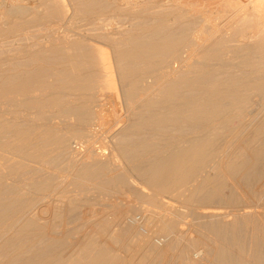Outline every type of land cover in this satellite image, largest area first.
Masks as SVG:
<instances>
[{
    "label": "bare ground",
    "instance_id": "1",
    "mask_svg": "<svg viewBox=\"0 0 264 264\" xmlns=\"http://www.w3.org/2000/svg\"><path fill=\"white\" fill-rule=\"evenodd\" d=\"M66 1H69L70 2V5L69 6H71L72 8L71 7L68 8V5H66ZM104 1L106 3L107 2L108 3L110 2V4L104 5V3H105ZM96 2H98V3L100 2L101 4L98 5V3L96 4ZM70 10L72 11V15H73L74 18H77V17H83V18L85 17V18H87L86 21H88L89 23H91V26L93 24V27L92 28H94V26H96L95 24L99 20L102 21V18L103 17L110 16V15H113V17H117L116 15H119V14L122 15V14H125V13L126 14H128V13H131V14L132 13L133 14L136 13V14H134L136 16L137 15V12L136 11H138L139 12V16H137L136 18H138V20L139 19H141V20H139V22L136 23L138 25L134 24L136 27L133 28V26H131L133 28V30L131 29V27H129L130 28L129 30H128L127 26L124 27V30L126 32L128 31V34L126 35V33L125 34L123 33L125 37L123 36L122 39H120L119 37H115L117 35H115V36L113 35L115 37L114 38L112 36L113 30L111 32L112 33L111 34V37H110V32L109 31H108L109 34L107 32H105L106 30L104 31L105 33L102 31V33L105 34V37L106 36H109L111 39H112V37L115 39V41H114V39H113V41H109L110 39L108 37H106L107 39H105L106 41L109 39L106 43L108 44V42H111V43H109V45L111 44L113 46V48L116 49L115 50V56L113 57V59L115 61L113 66H112L113 62L111 61L108 52H106L105 50H103V48L98 47V46H100L98 44H97L98 46H96V47H95V45L93 47H91L92 49L89 48V46H88V48H89L88 49L87 46H86L87 51L81 52L82 51V47H80L81 45H79V41H73L72 38H71V41H70L69 40V37L66 34H64V36L63 35L62 36H59V38H57L58 37L57 36L56 39H55V37H53L54 38L53 41H52L53 43H51V44H53L54 46H59V47H61V49H63V48H65V49H72V50L75 49L73 51V53H72L71 50H70L71 52L70 51L68 52V51H65L64 50L65 52H67L66 54L70 53L69 54L70 56L68 57V59L70 61L67 59V56L68 55H65L66 57H64L66 63H67V60H68V62H70L71 64H73V68H74L73 69L70 66L69 72H71L70 69H73V71L79 70V68L81 67V65L84 64V70H86V71L88 70V72L90 71L89 74L87 73L88 76L85 77V73L86 72L84 73V75H80V73H81L80 70L82 68H80V70L78 71V73L71 72V74H69V72L67 73V70H66L67 67H66V68H63V69L66 70L65 73H64L65 70L61 69V70H63V72L61 71V73H64L63 75H65L66 73L69 74V75H72V73H73L75 75V73H76V75H80V76L77 77V79L79 77L81 79V76H83L82 77V80L83 81L80 82L78 80V81H75L76 83L75 82L73 83V81H72L71 84L69 83L70 84L69 86H65L62 82H61V84H63L64 86H61L59 84V82H58L59 85L56 84V86H54L55 83H57L56 81L53 82L54 84H51L49 82L50 85H48V86H50V87H51V85L54 86V87H58L59 86V93H60L59 95L62 94V95H64V97L69 96V97H71V101L70 100L66 101V99H65L66 102L63 103V99L64 98H61L62 100L61 99H59V100H61L62 103H60V101H58L60 103V104H58V102L55 101L57 99L56 98L54 99V96L53 97H50L49 96L50 98L54 99V102H52V100H49L50 98H48V97L47 98L44 97V98H46V99H44V100H46L45 102L43 100L44 103L43 102L42 103L36 102V101H34L35 100V95H33V94H35L37 92L36 91L37 90L36 89L37 88L36 87L37 84H36L35 87H33V89H32V87H29L28 85L27 86L24 85L23 88L19 87L21 89L18 88V90L16 91V94L14 95L15 97H10L11 94L10 95L8 94L9 95V97H7L8 99L6 98L7 95L0 96L2 98L5 97L3 102H6V105L7 106L11 107L10 106V104H11L15 108H17V107H19V108L23 107V109L24 110L26 109L25 111L27 112V109L30 111L33 108L34 109L32 111H34L35 108H38V105L40 104V105H43L44 107H46L48 109L55 110V112H53L51 114L47 113V114H49V117L47 118L48 120L45 119V120H47V122H45L44 120H41L42 119L41 117H42L43 112H42V114H40V112L38 113V111L40 109L42 111V108H44V107H42L39 110H37L36 113H37V115H39V114L41 115V117H39V119L42 122L48 124V123H52L53 122V119H56V120L59 119V121L63 124L65 122L72 121V119L74 120L75 118H79L80 120L82 119L80 121V126L82 128H84L86 131H88V132L90 131V133H93V135H94V133L96 134L97 132H99V130L102 129L100 127V125H102L101 123L103 122V120L106 121L105 119H107L106 118V114H108V113L104 112V109H103L104 102L102 104H100V103L102 101H104V99L106 100V98H105V96H106L105 91L106 90H109L110 91V89H111V91L114 90L112 92H114L117 97L114 96L113 93H111V94H113V96L115 98H117L116 100H118V101H120L119 100L120 97H121L120 94L122 93V96L125 99V102L127 104L125 102H123V103H125L128 106L127 107L126 105H123V103L122 104L120 103L121 105H123L122 106L123 108H124V106H126L127 108H129V106H130L129 109H133L136 112L138 111V113H136L134 111L133 112H130L131 114L132 113L133 114L134 113L135 114H138V116L140 118L143 116L142 117L143 118L142 121H141V119L139 117L136 116L137 118H136L135 121H137L138 123L133 122V123H136V127H135V130L136 131L143 130V131H141V134H142V132H144V129H141L143 127L144 128L145 127L146 128L147 127H150V128L155 127L152 130H154V129L156 130L157 128L159 130V126L162 128L165 125H169V127H170V125L171 126H174L175 124L176 125L184 124L185 121H186L185 122V124H186V123H189L190 120L192 122V120H194V119H196L198 121L199 120L202 121V123H204L203 124V127H199V129L201 128V130L199 132L196 130L198 133L195 134V135L192 133L193 135H191V136H188L187 135L186 137L183 136L181 138H176L177 137L176 136L175 137V140L174 139L171 140L172 139L171 135L169 136V138H171L170 140H165L164 139L165 136H161V137H163L161 139L162 140L163 139L165 140V141L163 140V142H162V140L161 141L158 140L159 142L156 140L157 141L156 142L153 139V137H152V140L150 139L151 137L150 138L147 137V139L144 137L146 139V141L142 140L141 141L142 143L141 142L140 143H137V144H135V145L127 148L126 150L124 149V147H127V146L126 145L124 147L122 146V148H123L122 149L123 151L121 152L122 153V157H125L128 160L131 159L132 157H134L135 160H133V159L130 160V161L134 162V165H136V160H137L136 157L137 158H140V161L143 160L142 161L143 164H142V162H141V164H139L137 162L138 168H136L137 167V165H136V167H135L136 170H135V168H132V169H133V171L138 172L140 174V176L142 177V179L144 178L146 180V183L143 180L142 181L148 186L149 189L152 190V194H150L149 195V198H147V199H149L152 204H155V203L158 204V202H160L163 207L164 206L165 207L166 206H170L169 205V203H170L169 201L170 200L169 201H167V199L164 200L167 195H172V198L173 199L176 198L175 195L176 196L178 195L177 196L178 197L177 200H178L179 197H180L179 195H182L181 193H183L182 191H186L187 192V190H188V193L189 194L187 195L185 193L186 195L185 196H182V197H184L183 198V200H184L183 202L185 204H187V205H190L191 207H192L193 203H195V202L201 203L203 205V204L212 203V201H214L215 199H217L220 196V193H221V187H220L221 185L220 186L219 185L217 186V183H216V185H214L216 187H214L212 185V179L210 178L211 177L210 175H208L210 177H208L207 175L206 176L205 175L202 176L203 175L202 172L208 167V164L210 162L219 160V161L213 162L214 166L217 165L218 167L217 166L216 167L219 168V170H221L220 171L221 173L224 172L228 176H233L236 173L247 172V171H250V170L254 169V166L257 163H260L261 161L264 160V143H262L263 145H261L260 147L259 146L258 147L255 146L254 147L255 141L257 142L256 139H259L258 136L260 134H263V136H264V133H262L264 131V125L257 127V129H255L256 128L255 127L254 128L255 130H252L251 129L254 132H252L253 134H250V133L249 134L250 135H253V136L248 135L250 137L249 138L246 137V139L248 138L247 140L244 139V140H246V147L242 149L239 146V148L241 149L240 150L241 152H238V153H235V154H231L230 151H229L230 149L227 150V148H229L230 145L229 146L227 145L226 148L224 147L225 148L224 150L218 149L219 148L218 145L220 146L223 143V141H224L223 139H225L224 138L225 135L230 140V142H229V140L226 138L227 139V142H229L230 144H232V143L234 144L237 141L236 139L240 138L241 136L244 137L243 134H246V130L249 131L250 128H253L254 127L253 126L254 124L252 125V122L253 121H251L252 118H250V116H249L250 113L249 114L247 113L250 108L253 109V106L250 107V103L251 102L250 103L249 102H244L245 100H242V99H245L246 98V99H249L248 101H250V97L249 96L253 95V94H250L252 91L256 92L257 95L256 94L255 95L257 97L260 96V99H264V0H0V35H2L4 33V30L6 29L5 26H7L8 29L10 28L12 30V31L10 30V32L13 33L14 30H16V29L19 30V28L21 26H23V25H30V24H34V23H37L38 24V23L44 22V21H46L48 19L49 20H51V19L54 20V18L55 19L56 18L57 19L60 18V19L57 20V22H59V20H60V23L59 24L57 23L59 25V27L58 26H56V27H58L59 29H62L64 26H68V24H66V23L63 24V21H70L69 20L70 17H69V19L67 18L70 15V13H71ZM134 15H133V17H134ZM72 21H74V20L72 19ZM95 21H96V23H95ZM100 21L98 22V24L100 23ZM88 22H87V24H89ZM42 26L44 27V25H42ZM71 27H72V25H71ZM79 27H80V25H79ZM79 27H78V29H79ZM40 28H41V26H40ZM51 28H55V25H54V27H51ZM96 28H98V27H96ZM102 28L104 29V27H102ZM125 28H127V30ZM99 29H100V27H99ZM120 29L121 28H119L118 30L119 31H123V29L122 30H120ZM37 30L38 29H36L35 31L38 32ZM45 30H47V29L44 28V31ZM65 30L68 31L67 29H65ZM85 30H84V33H86V35H87L88 32H85ZM89 30H87V31H89ZM96 30H98V29H96ZM130 30H132V31H130ZM91 31H94V30L91 29ZM98 31L100 32L101 29L98 30ZM80 32H82V31H80ZM95 32L97 33V31H95ZM5 33H7V31ZM25 33H29V32L27 31ZM64 33H67V32L64 31ZM92 33L93 32H91V34ZM120 33H122V32H120ZM135 33H137V34H135ZM88 34L91 35L90 33H88ZM11 35H15V33L14 34H11ZM19 35H20V33H19ZM99 35L101 37V32L99 33ZM99 35L97 37L98 39H99ZM8 36H9V34H8ZM33 36H34V34H33ZM94 36H92V37H94ZM96 36H97V34H96ZM85 37H87V36H85ZM45 38H46V35H45ZM117 38H119L120 40L116 41ZM81 39H82V36H81ZM95 39H96V37H95ZM101 39H102V42H103V38H101ZM50 41H49V43H50ZM82 42H83V40H82ZM89 42H90V40H89ZM88 43H86V44H88ZM16 44H17V42H16ZM42 45H43V43H42ZM47 45H49V44H47ZM47 48L48 47H46L45 50H47ZM52 48H54V50H55V47H52ZM76 48L77 49L78 48L79 49L81 48L80 49V52L81 53H85L83 55L81 54L82 55L81 56L82 58H80V55L78 53V50H76ZM50 49L51 48H49V50ZM52 50L53 49H51V51ZM57 51L59 52L60 50H57ZM64 51H62V52H64ZM75 51H77L76 52L77 54L75 53ZM30 52H31V49H30ZM62 52H60V53H62ZM28 53H29V51H28ZM41 54L44 55L43 52ZM34 55H36V54H34ZM46 55H47V53H46ZM63 56H64V54H63ZM63 56H61V57L63 58ZM51 57H49V58L51 59ZM6 58H5V60H6ZM21 58H22V55H21ZM36 59H39V57L35 58V60ZM54 59H55V57L52 59V61ZM57 59H61V58H57ZM78 59H81V61L86 60L87 62L86 63H83V62H85V61H83L82 64L80 65L79 63L81 61L78 62V63L76 62V61H78ZM17 60H15V61H17ZM15 61H13V62H15ZM20 61H21V59H20ZM43 61H45V60H43ZM62 61L63 60H61V62ZM1 63H2V61H1ZM66 63L65 64L63 63V65H66ZM25 64H26V62H25ZM123 64H125L124 67H122ZM137 64L138 65L141 64V65L138 66ZM17 65H19V64L16 63V67H17ZM20 65L22 66L23 64H20ZM115 65L117 66V70H118V67H119L118 65H120V67H119L120 70H118L120 72H118V71L116 72V70H115V72H116L115 73L113 71V68H114ZM31 66H32V63H31ZM67 66L69 67V63H68ZM136 66H137V68L138 67L139 68L137 69ZM12 67H15V66H12ZM18 67H20V66H18ZM85 67L87 69H85ZM48 68L50 69V67H48ZM233 68H239V70L242 69V68H244L246 71H248V72H246L244 74V75L247 76V78L244 79V80H248V79H250L251 81L254 80V82H252L251 85L248 86V84H247V86H248L247 89H248L250 95L249 94L248 95L246 94L247 97H245V98H243L245 96L244 95V92H243V97H242V96H239V95H242V92L240 93V90H237V91L235 90L234 91L233 90L234 88L233 89L231 88L234 85V83H233L232 86H230V84H229V86H230L229 89H231V92L230 91L229 92L231 93V95H228L229 92H226L225 91V88L226 87H224V89L222 88L226 83H228V82H224V81H229V82L230 81H234L235 82L236 79L240 78L238 76H241V74L238 75V73L232 72V69ZM42 70H44V69H42ZM57 70L58 69H56V71H55V68H54V71L52 70V73L54 72V74H53L54 75L53 76L54 78H55V73H58L59 72V71L57 72ZM24 71L26 72L25 69H24ZM81 71L83 72V70H81ZM14 72L16 74V71H14ZM14 72H13V74H14ZM27 72H29V71H27ZM45 72H46V69H45ZM117 73H120L119 74V76H120V80L119 81H121L122 84H123L122 85V88H121L122 89V92L120 94L116 90L117 89L116 87H117V85L119 83L117 82L118 83L117 84L116 81H115V78H114V75L117 74ZM26 74H25V76H26ZM51 74L49 75V73H48L46 75L48 77V75L51 76ZM20 75H22V77H23V78L22 77L20 78L21 81L23 79H25L24 78L25 76H23V74H20ZM39 75H40V73H39ZM69 75L67 77L64 76V78L70 79L69 78ZM244 75H242V76L244 77ZM8 76H10V75H8ZM56 76H57V74H56ZM242 76H241V78H242ZM17 77H18V75H17ZM17 77H15L14 80H13V77H12V79L10 77H8L9 80L6 79V77H5L4 79H6V81L7 82L9 81V82L8 83L5 82V81L4 82L7 85H9V84H11L10 82L12 80L14 82H15V80H18V79H16ZM51 77H49V78L51 79ZM59 77H60V80L63 78V77L61 78V76H59V75L56 78L59 79ZM70 77H72V76H70ZM30 78H31V76L30 77H27L28 80ZM40 78H43V77L41 76ZM54 78H52L53 81L56 79V78L55 79ZM1 79H2V77H1ZM27 79L25 80V83H26ZM50 79H46V80H43V81H45V82L48 81V80L50 81ZM71 79L70 80H67V81L69 82V81H71ZM19 80H18V82H19ZM75 80H76V77H75ZM30 81L32 82L33 79L32 80L30 79ZM61 81L64 82L63 79ZM211 81H214V82H217V81L222 82L223 81L225 84L223 83L224 85L221 86V88L225 92H223V90L221 91V89H220V85L221 84L220 85H217V83H219V82L214 83L217 86V87H214L215 85L212 84ZM240 81L241 80H238V82H240ZM22 82H24V81H22ZM51 82H52V80H51ZM77 82H79V83H77ZM209 82H211L212 85L210 84V86H207ZM235 83H237V81ZM244 83L245 82H243V84ZM27 84H28V81H27ZM34 84L35 83H33V84L31 83L32 86ZM46 84H48V82ZM249 84H250V82H249ZM11 85H14V83L11 84ZM21 85H23V84L21 83ZM242 85H241V87H242ZM3 86H6V85L4 84ZM17 86H19V85H17ZM236 86H238V85H236ZM247 86H244V88L247 87ZM50 87H49V89H50ZM54 87L53 88L51 87L52 88V91L53 90L56 91V89H54ZM228 87L226 88L227 90H228ZM9 88H10V86H9ZM11 88H13V86H11ZM34 88H35V90H34ZM41 89H42V86H41V88H39V91ZM241 90H243V89H241ZM189 91H192V92H190L191 93L190 94L191 97L187 96V93H189ZM193 91H195L196 94L198 92V97L197 96H192L193 94H195V93H193ZM233 91L236 94L235 93H232ZM238 91H239L240 94L237 93ZM38 92H37V94H38ZM42 92L45 93L44 90ZM51 93H53V92H51ZM225 93H227V94H225ZM45 94H47V93H45ZM59 95H57V96L59 97ZM42 96H43V94H42ZM42 96L40 98L43 99ZM51 96H52V94H51ZM2 98H1V101H2ZM230 98H231V100L233 99V101H234V98H235L236 99V101H234L235 103L233 101H231ZM124 99H122V100H124ZM224 99H227V100L229 99L232 103H234V104H232V107H229L230 110L225 105H223V103H220ZM251 99H252V97H251ZM37 100H38V98H37ZM223 102L225 103L226 100H224ZM243 102L245 103V105H246V103H248L249 105L247 104V106H249L250 108L248 107V109H247L246 108L247 106H245ZM3 104H5V103H3ZM117 104L115 103V106ZM243 105L245 106L244 108H242ZM118 107H120V106H118ZM224 107H226V109ZM0 108H1V106H0ZM15 108L11 107L9 109H15ZM46 108H44V109H46ZM127 108H126V110H128ZM21 109H20L21 112H18V110H14L16 112V115L19 117L18 120L21 119L20 118V116H21L20 113H22L24 111V110L22 111ZM244 109H247V111L244 110ZM7 110H5V112H7ZM114 110H115V108H114ZM10 111H12V110H10ZM111 111H113V110H111ZM249 111L251 112V110H249ZM26 112H24V113L26 114ZM44 112H47V110H45ZM103 112H104V114H103ZM128 112H129V110H128ZM253 112H254V110H253ZM36 113L35 112L34 113L32 112V113H30V115L33 114V116H34V114H36ZM139 113H141V114L139 115ZM12 114H13V112H12ZM12 114H10V115L12 116ZM14 114H13V116H15ZM89 114L90 115L91 114L92 115L95 114V117L97 115V119H95V118L92 117V120H90L89 119L90 117H88ZM7 115H9V114H7ZM27 115H29V113ZM110 115L111 114H109V116ZM112 115H111V117H112ZM115 115L117 116V114H115ZM115 115H113V116H115ZM119 115H120V113L118 114V118H121V117H119ZM134 115H132V116H134ZM246 115L249 116L250 119L248 117H247V119H249V122L251 121L250 123H251L252 127H250L249 123L246 122V119L244 120V118H242L245 122L241 119V117H243V116L246 118ZM17 116L15 117L16 119L18 118ZM252 116H253V114H252ZM29 117H31V116H29ZM34 117L36 118L37 116L35 115ZM15 118L13 117L12 121ZM24 119H25V117H24ZM30 119L28 118V120H30ZM94 119L97 120L95 123L92 122ZM116 119H117V117H116ZM138 119H140V120L138 121ZM240 119L242 120V122H241ZM15 120H14V122H15ZM26 120H27V116H26ZM6 121H8V120H6ZM27 121H25V123ZM110 121H112V120L110 119ZM14 122H12V123H14ZM57 122L58 121H56L55 123H57ZM243 122H244V124L245 123L248 124L250 128L249 127H246L248 125L245 124L246 125L245 127L246 128H249V129H246L244 127ZM31 123H33V122H31ZM106 123H108V122L106 121ZM116 123L119 124L120 122H116ZM5 124H6V122H5ZM109 124L108 125L107 124H104V126L102 125V127L105 128L107 126H110ZM200 124H201V122H200ZM9 125H11V123H9ZM9 125H8V127H10ZM17 125L15 124L16 127H17ZM23 125L25 126V124H22V126ZM43 125L41 124V127ZM56 125L57 124H55L54 126L55 127H58ZM2 126L3 125H1V123H0V130L3 129ZM22 126H21V130H22ZM48 126H49V124L46 125L45 127L43 126V130H44V128H46L45 130H48V131H45L44 130L45 131V134H46V132L48 133L50 131L48 129L49 128ZM51 126L53 127V125H51ZM137 126L138 127L140 126L141 128L139 127V129H137ZM193 126L195 127V125H193ZM12 127H14V126H12ZM31 127L32 128H30L29 130H32L33 128H35V123H34V127L33 126H31ZM38 127H40V125ZM38 127H36V130H33V132L34 131H36V133L38 132V135L40 133L43 134V131L42 130H41L42 132H39V130H40L41 127L40 128H38ZM129 127H130V125H129ZM183 127H184V125H183ZM37 128H38V131H37ZM74 128H77V126L74 127ZM74 128H73V130H74ZM161 128H160V130H161ZM191 128H192V126H191ZM50 129H51V127H50ZM118 129H120V128H118ZM168 129H170V128H168ZM171 129H172V127H171ZM197 129H198V127H197ZM21 130H18V128H17L16 132L18 131V133H15L14 132L15 135H13V136L16 137V138L13 139V140H15V141L12 142V140H11L12 136H11L10 137L11 142L8 139L7 141H9V142L8 143L7 142L6 143L3 142L4 143V147L2 146L3 148H1V147L0 148L1 149H4L5 148L6 150H3V151H6V153H8V154L10 153L11 156L13 154L14 155L17 154L16 156H18L20 154L28 162H30L29 160L32 161V159H37L38 160L39 158H40L39 160L41 162V157L43 156V153L39 154V152H45V151H42L41 150V148L43 147L42 146L43 143L42 144L41 143L40 144L38 143V142H41V139L38 140V141H36L38 143V145L35 144L32 147V148H34L37 145V147L38 146L39 147H38V149H36L37 147H35V149L36 150H41V151H39V152L37 151L38 153L37 152H35V153L34 152H31V150H30L31 149V144H32L33 139H35V138H33V137L31 138L29 136L30 133H28V135H25L23 133H19V131H21ZM55 130H56V128H55ZM165 130H167V129H165ZM182 130H183V128H182ZM182 130H180V131H182ZM12 131L10 132L11 134L13 133ZM25 131H26V129H25ZM28 131H26V132H28ZM130 131H128V134H129ZM167 131H169V130H167ZM174 131H173V133H174ZM22 132H24V131H22ZM26 132H24V133H26ZM147 132L145 131L144 133H147ZM2 133L4 134V131ZM36 133L35 134L34 133L32 134V131H31V134L33 136L34 135L36 136ZM51 133H54V132H49L50 135H51ZM62 133H63V131H62ZM67 133L65 135H67ZM73 133H74V131H73ZM144 133L142 135H144ZM223 133H225V135ZM227 134L229 136H227ZM73 135H75V134H73ZM73 135H70V137H72ZM129 135H132V134H129ZM176 135H178V134H176ZM182 135H184V132L182 133ZM137 136H138V134H137ZM140 136L141 135H139L138 137H140ZM246 136H247V134H246ZM39 137L41 138V135L38 136L35 140L39 139ZM55 137H59V136H57V135L56 136H51V138H53V142L54 141L56 142L57 140L60 139L61 144H65L67 142L69 143V141L63 143L65 141L64 139L66 138V136H64V137L61 136L64 141L61 138L54 139ZM178 137H180V136H178ZM222 137H223V139H222L223 141L221 142L220 139ZM242 137L239 140H241ZM43 138H44V136H43ZM81 138L82 137H80V139ZM89 138H91V137H89ZM107 138H109V137H107ZM158 138H159V136H158ZM75 139H76V137H75ZM105 139H106V137H105ZM148 139L150 141H148ZM66 140H67V138H66ZM81 140L84 141L83 139H81ZM98 140H100V139H98ZM234 140H236V141L233 142ZM71 141H73V140L71 139ZM238 141H237V143H238ZM261 141H263V140H261ZM33 142H35V141H33ZM42 142H44V140ZM49 142H48V144H49ZM55 142H54V144H57L58 143V141L56 143ZM78 142H79V140H78ZM85 142H83V143H85ZM133 142L135 143V141H132V143H130V144H133ZM219 142H221V144ZM86 143L88 144V142H86ZM229 143H227V144H229ZM61 144L58 143L57 144L58 147L55 146L54 148H57L58 149L60 147L59 145H61ZM244 144H245V142H244ZM1 145H3V144L1 143ZM46 145H47V143H46ZM66 145L67 144H65V146ZM96 145H98V144H96ZM224 145H225V143H224ZM45 146H44V150H45ZM99 146H100V144H99ZM243 146H245V145H243ZM91 147H93V146H91ZM91 147H90V149H91ZM46 149H49V148L46 147ZM85 149H87V148H85ZM231 149H232V147H231ZM3 151H2V153H4ZM82 151H83V149H82ZM92 151H94V149ZM48 152L49 151H47V155H48ZM246 153H249V157H247L246 159H244V156H247ZM20 155L18 157H20ZM77 155H79V154H76V156ZM1 156H4V155L2 154ZM16 156H15V159H17ZM103 156L104 155H102V157ZM5 157L6 156L2 157V159L8 160L7 157L6 158ZM44 157H45V155H44ZM72 157H73V155H72ZM84 157H85V154H84ZM89 158H90V155H89ZM13 159L14 158H12V161H13ZM90 160L92 161V159H90ZM73 161H75V160L73 159ZM86 161H88V160H86ZM116 161H119L120 162V160H118V159ZM17 162H18V159H17ZM43 162L44 161L42 159V163ZM81 162H83V161H81ZM20 163H21V160H20ZM84 163L82 165H84ZM96 163H97V161H96ZM108 163H109V161H108ZM1 164H3L2 161H1ZM14 165L15 164H12V165L10 164V169L12 168L11 166L14 167ZM19 165H21V164H19ZM41 165H43V164H41ZM82 165L80 164V166H82ZM85 165H87V164H85ZM94 165L95 164L92 163L91 166L87 165L89 167L85 166V167H87L86 168L87 170L84 168L85 169L84 171L77 169L79 172H77V170H76V173L77 174L76 173H75L76 175L73 174L75 176H73L74 179L72 178V180L75 181V185L77 186V188L80 187V189H82V188L84 189L85 186H86V184H88L89 182L91 183L92 181H96L95 184H94V185H96V183L98 181H100V180H98L99 177L96 178L97 177V174L99 173L100 175H102L101 173H103L104 171H106V168H105L106 166L104 168H102V167H99V165L97 163L95 165V167L98 165L97 168H95V167L92 168ZM107 165H109V168H110V163L107 164ZM17 166H15V167H17ZM211 166L212 165L210 163V167ZM214 166H213V168H214ZM8 167H9V165H8ZM15 167H14V169H16ZM20 167L21 166L17 167V169L19 168L18 169L19 171L21 170ZM90 167L92 169H90ZM210 167H208V168H210ZM217 168H214V169H216L218 171ZM110 169H108V170H110ZM31 170H36V168L35 169H31ZM37 170H38V168H37ZM3 171H5V170H3ZM17 171H16V173L13 171L14 174L12 172H11V174H13L15 176V174L19 173ZM72 171H74V170H72ZM18 175L19 174H17V176ZM114 176H116V179L113 182H111V183H108V181H102L101 180L102 181L101 182V185H103L104 187H100L99 190H101V188H104V189H102L103 190L102 192L105 191L106 193H109L110 192V189L111 190H116V191L124 190L123 188L126 187L127 185H129V183H130L129 181L130 180H129V177L126 174H120V175L114 174ZM11 177H12V175H11ZM20 177H22V176H20ZM51 178H53V177H51ZM99 179H102V176ZM3 180L4 179L1 178L0 179V182L1 181L3 182ZM71 182H73V181H71ZM215 182H216V180H215ZM3 184H2V187L4 186ZM131 184H132V182H131ZM70 185H72V184L69 183V186ZM222 185H223V183H222ZM87 186H89V185H87ZM87 186H86V188H87ZM140 186H138V187H140ZM48 187H51V186H48ZM97 187H99V186H97ZM45 189L46 188H44V190ZM27 190H28V188H27ZM35 190H37V188ZM55 191H56V189H55ZM107 191H109V192H107ZM45 192H46V190H45ZM73 192H75V191H73ZM148 192H146V193H148ZM54 193L52 192L51 194L55 195ZM141 194H142V192H141ZM142 198H143V196H142ZM15 199H17V198L15 197ZM43 199H44V197H43ZM143 199L145 200V198H143ZM17 200H19V197H18ZM179 200H182V199H179ZM68 202L70 203V200ZM74 202L72 201L73 204L77 205L76 204V201H74ZM72 203H71V205H72ZM0 204H1V202H0ZM71 205L68 206L69 208H67V210L70 209V206ZM75 205L74 206L72 205L73 207L71 208V211H69V212H72L75 209ZM78 205L76 207H81V205L80 206H78ZM17 206H18V204H17ZM19 209H21V208H19ZM120 209L117 212L118 213V219L119 220L120 219L122 220V219H124L122 217L124 215H126L127 213L125 214V212H126L125 209L124 210H122L123 208L121 210ZM200 209H201V207H200ZM21 210H23V209H21ZM166 210H168V208ZM26 211L24 212L25 215H26ZM40 211H41V209H40ZM42 211L40 213H42ZM168 211L169 212H167V213L165 212L164 214H162V217H160L161 219H159V217H158L159 214L157 215V213H156L155 215H157V218L162 223L160 226L159 225L158 226L161 227V230L162 231H164L163 233H167V235H170V233H172V235H173V232L175 230H177V223L178 222H177V219H176V217H177L176 215H178V214H176V212H175V214L173 212H170L171 210H168ZM20 212H22V211H20ZM187 212H191V211H187ZM219 212L220 211H218V213ZM9 213H10V211H9ZM53 213H55V212H53ZM67 213H68V211H67ZM117 213H115V214H117ZM154 213L152 212V214H154ZM207 213H211V214H208L207 215L208 217H211V215H214V214H215V216L222 215L221 212H220V215L219 214L217 215V211L216 212H213V213L206 211V214ZM22 214H23V212H22ZM24 214L21 215V213H20V216L19 217H17L18 216L17 215L16 218L14 217V218H12L9 221V219L11 218V216H10L11 214H10L9 215L10 218L8 219L9 222L8 223L6 222L7 224L4 227H2V229H0V231L2 232V233H0V235L2 236V237H0V255L1 256H2V254H4L5 251L6 252L8 251L7 250L8 248H10V247L13 248L14 244L19 239H23L24 238L26 240L27 239L29 240L30 237H39V238H41V236H43L46 233V232L44 233V229L45 228H43V226H42L41 223H38L37 222L38 221L37 219H35L34 217L33 218H29V217L24 218V216H25ZM47 214H48V212H47ZM68 214H70V213H68ZM152 214L151 215H148V217L149 216H152V218L155 219L156 216L154 217V215H152ZM52 215H53L52 216V218H53L55 215L54 214H52ZM58 215H59V213H58ZM182 215H183V213H182ZM27 216H28V213H27ZM159 216H161V215H159ZM61 217H63V216H61ZM152 218H148V219H151L152 220V223H153L154 219H152ZM58 219H61V218L59 217ZM115 219H117V218H115ZM247 220H248V218H247ZM249 220H251V219H249ZM248 221H246V222L249 223ZM115 222H117V221L115 220ZM155 222H157V224L160 223V222L158 223V221H155ZM147 223L149 224L148 221H147ZM1 224H3V223H1ZM45 224H47V223H45ZM119 224L121 225V223H119ZM125 224H127V223H125ZM131 224H129V225H131ZM225 225H226V223H225ZM256 225H255V227H256ZM52 226L50 225V227H52ZM251 226H252V224L250 225V227ZM259 226L261 227V225H259ZM259 226H258V228H259ZM119 227L122 230L121 231L119 230L120 233H117V234H119V237L117 239H119V238L124 239L125 238L124 240H127L126 238H130V239L137 238V235H135V233H132L130 227L127 228V225H126V228L125 229L124 228H121V226H119ZM124 227H125V225H124ZM179 227L182 230L181 226H179ZM211 227H212V224H211ZM216 227L217 228H215V226H214L213 232L217 236V237L215 236V238H217V239L219 238L216 241H218L219 243H221V245L220 244L217 245L216 246V249L213 247L215 251L213 250L212 252H215V254H216V255H214V258H216V260L214 259L213 261H216L217 262V263L215 262L216 264H230L231 263V260H230L231 254H230L229 251L232 250V249H230V250L228 249L229 246L227 247L228 243H226L227 240H225V233L227 231H226V229L225 230L224 229L223 230H219L218 229V225ZM246 227L250 228L249 226H246ZM132 228H133V226H132ZM219 228H221V227H219ZM45 230H47V229H45ZM138 230H140V229H137V233L140 232ZM233 231H232V233H233ZM149 233H146V234H148L147 235L148 237H150ZM256 233L259 234V230ZM4 234H6V235L3 237ZM139 234H141V233H139ZM175 235H176V233H175ZM181 235H183V233ZM177 236H179V234ZM141 238H143V237H141ZM212 238H214V235H213ZM243 238H244V236H243ZM147 239L148 240H140V242H138L137 244H135V242L132 240V242H134V243H132V242H130V243L134 244V246L133 245H130L128 243L131 240H129L128 242L126 241L127 242V245L129 244V249L127 248V250L129 251V250L132 249V251L134 252L133 253V256L135 254L137 255V258L136 259H134L133 256H132L131 259L129 257L128 258H123L124 256L126 257L127 255H124L122 257V254H121V256H119V257H122L121 259L115 258V257H111L110 256V252L108 250H106V248H105L104 252H102L100 250L101 253H102L101 255L93 256L91 254L90 249H88V247H86L85 244L83 245L84 247H82L81 250L78 249V251L80 253H78L77 256L75 254L73 256L74 258L73 257L70 258V259L68 258L67 260L64 259L65 257L63 258L62 255H60V253H59V255H57L56 253H53V251L55 249L53 251L50 250L51 252L48 253V254L53 253L54 255H44L43 254V256H42V255H39V253H38L39 251L36 254V252L34 253V251L32 252L30 250L31 248H29V247L32 246V245L29 242L31 240H29V242H28V240L25 241V242H27V244L25 243L26 246L28 245V243L30 245V246L27 247L28 250H29L28 253H27V250L26 249L23 250V248L22 249L21 248H18V249L21 250V252H18V253H21L22 258L20 257L21 255L17 253V251L14 250V253L15 254L17 253L22 260L23 259H27V257L28 258L30 257V259L32 260L33 259V257H32L33 255H31V254L37 255L36 256V257H38V258H36L37 260L34 257V259L36 260L34 262L35 264H148L150 258L152 259V257H155L156 259H159L160 257L158 258V256L159 255H162L164 251H162V254H160V252H158V249H157V247H158L157 244L158 243L156 244V242L153 239H151V238H147ZM196 239H193V240H196ZM261 239H264V238H261ZM33 240H36V239L34 238ZM41 240H43V237H42ZM172 240H173V238H172ZM173 241H175V240H173ZM220 241H222V242H220ZM241 242H242V240H241ZM87 243L89 244V241H87ZM123 243L125 244V242H123ZM166 243H167V241H166ZM254 243H256V242H254ZM33 244H34V241H33ZM88 244H87V246H88ZM91 244L93 245V247H95V245H97L96 243L94 244V243H91V241H90V245H89L90 248H91ZM240 244H238L239 245V249H240ZM45 245H46V243H45ZM121 245H122V243H121ZM191 245H194V244H191ZM234 245H237V242ZM35 247H36V245H35ZM39 247H40V244H39ZM97 247H98V245H97ZM97 247H95V248H97ZM121 247H123V246H121ZM43 248L44 247H42V249ZM53 248H54V246H53ZM68 248H70V247H68ZM76 248H77V246H76ZM38 249L39 248H37V250ZM45 249H46V247H45ZM47 249H49V248H47ZM124 249H126V248H124ZM169 249H171V247L168 246V250ZM245 249H246V245H245ZM257 249H258V247H257ZM74 250H76V249H74ZM242 250H240V251H242ZM30 251H31V254H30ZM113 251H114V249H113ZM236 251H238V250H236ZM255 251L256 250L254 248V252ZM126 253H128V252H126ZM236 253H238V252H236ZM23 254H26V255H29L30 254V256H26L25 255L26 257H24ZM41 254H42V251H41ZM138 254L140 256H138ZM244 254H246V253L244 252L243 255ZM257 254H258V252H257ZM115 255H116V253H115ZM239 255H241V253ZM256 255L254 257H256ZM258 255H257V257H258ZM117 256H118V254H117ZM163 256L164 255H162L161 259H159L160 261L163 260L162 259ZM236 256L238 257V255H236ZM233 257H235V254H234ZM233 257H231V258H233ZM252 257H253V255H252ZM254 257H253V260L255 259ZM244 258H246V257H244ZM34 259L32 261H34ZM238 259H239V257H238ZM229 260H230V263H229ZM263 260H264V258H263ZM7 261H9V260H7ZM152 261H150V262H152ZM235 261H236V259H235ZM248 261H246V262H248ZM10 262L9 263H4V264H11ZM154 262L155 261H153L152 263L154 264ZM232 262H234V260ZM23 263L28 264V262H23ZM34 263L32 262L31 264H34ZM236 263H238V261ZM259 263H260V261H259ZM247 264H249V262Z\"/></svg>",
    "mask_w": 264,
    "mask_h": 264
},
{
    "label": "rangeland",
    "instance_id": "2",
    "mask_svg": "<svg viewBox=\"0 0 264 264\" xmlns=\"http://www.w3.org/2000/svg\"><path fill=\"white\" fill-rule=\"evenodd\" d=\"M69 1H66V5H68V8H70L71 6H69L70 5V2L68 3ZM105 2V1H104ZM103 2V3H104ZM98 2H96V4H97ZM106 3V2H105ZM104 3V5H107V4H110V2L108 3H106L105 4ZM101 3L99 2L98 3V5H100ZM103 5V4H102ZM101 5V6H102ZM72 8V7H71ZM72 10V9H71ZM70 10V15L67 17L68 19H69V17H70V21H63V24L64 23H66V24H68V26H64L62 29H59L58 27H59V23H60V20H59V22H57V20L58 19H60V18H54V20L53 19H51V20H46V21H44V22H40V23H34V24H30V25H23V26H21L20 28H19V30L18 29H16V30H14L13 31V33L12 32H10V28L8 29L7 28V26H5V30H4V33L2 34V35H0V96H2V95H7L6 96V98L7 97H9V95H10V97H15L14 95L16 94V91L18 90V88L19 87H21V88H23V86L24 85H28L29 87H32V89H33V87H35V85L37 84V92L39 91V88H41V86H42V91L44 90V92L45 93H47V94H45V93H43L41 90L38 92V94H37V92L35 93V94H33V95H35V100L34 101H36V102H40V103H42L43 102V100L44 99H46L47 97L48 98H50V97H53L54 96V99L56 98L57 100H55V101H60V103H62L61 102V98H64L63 99V103L64 102H66V101H68V100H70L71 101V97H69V96H66V97H64V95H59L60 93H59V86L58 87H54V86H56V84H58V82H59V84L61 85V86H69L71 83H72V81H73V83L75 82V81H80V82H82L83 80H82V77L83 76H81V79H80V77L77 79V77L78 76H80V75H84V73H85V77L86 76H88L87 75V73L89 74V72H88V70L86 71V70H84V64L83 65H81L82 64V62L83 61H85V62H83V63H86L87 61L86 60H83V61H81V59H78V61H76L77 63L78 62H80L79 64L81 65V67L80 68H82L81 70H83V72L80 70V68H79V70H80V75H76V73H78V71L79 70H75V71H73V64H71L70 62H68V57L70 56L69 54L70 53H68V54H66L67 52H65V51H72V53H73V51L75 50V49H65V48H63V49H61V47H59V46H54L53 44H51V43H53L52 41H53V37H55V39H56V37L57 38H59V36H64V34H66L68 37H69V40L71 41V38H72V40L73 41H79V45H81L80 47H82V51L81 52H84V51H87V48H88V46H89V48H91V47H93L94 45H95V47L96 46H98V45H100V46H98V47H101V48H103V50H105L106 52H108V54H109V57H110V59H111V61L113 62V64H112V66L114 65V59H113V57L115 56V50L116 49H114L113 48V46L111 45H109V43H111V42H108V44L106 43L109 39V41H113V39L115 38V37H119L120 39H122L123 38V36H124V34L126 33V35L128 34V31L126 32L125 30H124V27H126L127 26V28H128V30L130 29L129 27H131V26H133V28L134 27H136L134 24H136V23H138L139 22V20H141V19H139L138 20V18H136L137 16H139V12L138 11H136L137 12V15L135 16L134 14H136V13H128V14H119V15H116L117 17H113V15H110V16H106V17H103L102 18V21H100V23L98 24V22L96 23V21H95V25L96 26H94V28H92L93 27V24H92V26H91V23H89L88 21H86L87 20V18H83V17H77V18H74L73 17V15H72V11ZM139 10V9H138ZM133 15H134V17L137 19H135L134 17H133ZM115 16V15H114ZM113 17V18H112ZM67 19V20H68ZM72 19L74 20V21H72ZM82 19V20H81ZM53 20V21H52ZM56 21V22H55ZM77 21V22H76ZM52 22V23H51ZM68 22V23H67ZM74 22V23H73ZM87 22L89 23V24H87ZM104 22V23H103ZM48 25H47V24ZM58 23V24H57ZM72 23V24H71ZM57 24V25H56ZM74 24V25H73ZM76 24V25H75ZM140 24V23H139ZM39 25V26H38ZM42 25H44V27L42 26ZM53 25V26H52ZM54 25H55V28H51V27H54ZM70 25V26H69ZM71 25H72V27H71ZM79 25H80V27H79ZM85 27H84V26ZM104 25V26H103ZM136 25H138V24H136ZM40 26H41V28H40ZM56 26H58V27H56ZM38 27V28H37ZM66 27V28H65ZM78 27H79V29H78ZM87 27V28H86ZM96 27H98V28H96ZM99 27H100V29H101V37H100V35H99V31L98 30H100L99 29ZM102 27H104V29L102 28ZM30 30H29V29ZM44 28L45 29H47V30H45L44 31ZM57 28V29H56ZM67 29L68 31H66L65 29ZM73 28V29H72ZM84 28V29H83ZM91 28V29H93L94 31H91V29L89 30V29ZM119 28H121L120 30H122L123 29V31H119L118 29ZM127 28H125L126 30H127ZM133 28L131 27V29L133 30ZM36 29H38L37 31L38 32H36L35 30ZM43 29V30H42ZM82 29V30H81ZM86 29V30H85ZM96 29H98V30H96ZM110 29V30H109ZM54 30V31H53ZM56 30V31H55ZM61 30V31H60ZM72 30V31H71ZM79 30V31H78ZM84 30H85V32H88V33H90L91 34V32H95V31H97V33L95 32L94 34L92 33L91 35H89L88 33H87V35H86V33H84ZM87 30H89V31H87ZM106 30V31H105ZM112 30H113V32H112ZM132 30H130V31H132ZM7 31V33H5ZM12 31V30H11ZM21 31V32H20ZM29 32V33H25V32ZM60 33H59V32ZM64 31L65 32H67V33H64ZM80 31H82V32H80ZM102 31L104 32H107L108 33V31L110 32V37H111V34H112V36L114 35H117V36H113L112 37V39L109 37V36H106V37H108L109 39L106 41L105 39H107L106 37H105V32L104 33H102ZM129 31V32H130ZM35 32V33H34ZM44 32V33H43ZM46 32V33H45ZM48 32V33H47ZM52 32V33H51ZM56 32V33H55ZM99 32V33H98ZM112 32V33H111ZM120 32H122V33H120ZM14 34L15 33V35H11V34ZM19 33H20V35H19ZM40 33V34H39ZM54 33V34H53ZM63 33V34H62ZM106 33V34H107ZM124 33V34H123ZM8 34H9V36H8ZM18 34V35H17ZM22 34V35H21ZM30 34V35H29ZM33 34H34V36H33ZM49 34V35H48ZM56 34V35H55ZM59 34V35H58ZM61 34V35H60ZM82 34V35H81ZM85 34V35H84ZM96 34H97V36H96ZM109 34V33H108ZM107 34V35H108ZM135 34H137V33H135ZM45 35H46V38H45ZM52 35V36H51ZM84 35V36H83ZM90 37H89V36ZM95 35V36H94ZM98 35H99V39L97 38L98 37ZM14 36V37H13ZM19 36V37H18ZM37 36V37H36ZM49 36V37H48ZM76 36V37H75ZM81 36H82V39H81ZM85 36H87V37H85ZM92 36H94V37H92ZM17 37V38H16ZM44 37V38H43ZM95 37H96V39H95ZM125 37V36H124ZM3 40H2V39ZM23 38V39H22ZM101 38H103V42H102V39ZM119 38H117V40L116 41H118V40H120ZM19 39V40H18ZM101 39V40H100ZM51 40V41H50ZM82 40H83V42H82ZM89 40H90V42H89ZM95 40V41H94ZM99 40V41H98ZM17 42V44H16V42ZM48 41V42H47ZM49 41H50V43H49ZM114 41H115V39H114ZM43 43V45H42V43ZM45 42V43H44ZM47 42V43H46ZM89 42V43H88ZM5 43V44H4ZM86 43H88V44H86ZM15 44V45H14ZM47 44H49V45H47ZM98 44V45H97ZM31 47H30V46ZM38 45V46H37ZM53 45V46H52ZM92 45V46H91ZM103 45V46H102ZM231 45V44H230ZM27 48H26V47ZM51 46V47H50ZM86 46H87V48H86ZM232 46V45H231ZM20 47V48H19ZM29 47V48H28ZM33 47V48H32ZM37 47V48H36ZM39 47V48H38ZM46 47H48L47 48V50H45L46 49ZM52 47H55V50H54V48H52ZM239 47V46H238ZM16 48V49H15ZM49 48H51V49H53L52 51H51V49L49 50ZM59 48V49H58ZM88 48V49H89ZM105 48V49H104ZM29 49V50H28ZM30 49H31V52H30ZM81 49V48H80ZM80 49L78 48H76V50H78V53H79V55H80V58H82L81 56L83 55V54H85V53H81L80 52ZM92 49V48H91ZM22 50V51H21ZM27 50V51H26ZM35 50V51H34ZM57 50H60L59 52L57 51ZM64 51V52H62V51ZM20 51V52H19ZM28 51H29V53H28ZM34 51V52H33ZM39 51V52H38ZM45 51V52H44ZM70 51V52H71ZM27 52V53H26ZM44 53V55L43 54H41V53ZM58 52V53H57ZM60 52H62V53H60ZM77 51H75V53H76ZM17 53V54H16ZM32 53V54H31ZM46 53H47V55H46ZM53 53V54H52ZM5 54V55H4ZM29 56H28V55ZM34 54H36V55H34ZM57 54V55H56ZM63 54H64V56H63ZM77 54V53H76ZM82 54V55H81ZM20 57H19V56ZM21 55H22V58H21ZM34 57H33V56ZM40 55V56H39ZM42 55V56H41ZM65 55H68L67 56V63H66V61H65V58L64 57H66ZM73 55V54H72ZM47 56V57H46ZM54 58L55 57V59L52 61V57ZM61 56H63V58L61 57ZM7 57V58H6ZM11 57V58H10ZM14 57V58H13ZM32 57V58H31ZM37 57H39V59H36L35 60V58H37ZM47 59H46V58ZM49 57H51V59L49 58ZM5 58H6V60H5ZM57 58H61V59H57ZM20 61V59H21V61L19 62L18 60ZM42 59V60H41ZM5 60V61H4ZM15 60H17V61H15ZM39 60V61H38ZM43 60H45V61H43ZM59 60V61H58ZM61 60H63L62 62H61ZM1 61H2V63H1ZM11 61V62H10ZM13 61H15V62H13ZM23 61V62H22ZM50 61V62H49ZM70 61V60H69ZM25 62H26V64H25ZM52 62V63H51ZM7 63V64H6ZM16 63H18L19 65H17V67H16ZM28 63V64H27ZM31 63H32V66H31ZM56 63V64H55ZM62 63V64H61ZM63 63L65 64L66 63V65H63ZM68 63H69V67L67 66L68 65ZM20 64H23L22 66L20 65ZM34 64V65H33ZM55 64V65H54ZM60 64V65H59ZM3 65V66H2ZM52 65V66H51ZM58 65V66H57ZM78 65V64H77ZM79 65V66H80ZM86 65V64H85ZM124 65L125 64H123L122 65V67H124ZM138 65V64H137ZM141 65V64H140ZM140 65H138V66H140ZM12 66H15V67H12ZM18 66H20V67H18ZM26 66V67H25ZM70 66L73 68V69H70L71 70V72H76L75 73V75L72 73V75H69V74H71V72H69V68H70ZM119 67H120V65H118ZM42 67V68H41ZM46 67V68H45ZM48 67H50V69L48 68ZM55 68V71H56V69H58L57 70V72L58 73H55V78L56 77H58V75L59 76H61V78L64 80V82L63 81H61L60 80V77H59V79H55L53 76V74H54V72L52 73V70L54 71V68ZM67 67V68H66ZM119 67H118V70H120L119 69ZM142 67V66H141ZM15 68V69H14ZM63 68H66V70H67V73L69 72V74H65V75H63L65 72H66V70L65 69H63ZM136 68H137V66H136ZM139 68V67H138ZM137 68V69H138ZM11 69V70H10ZM17 69V70H16ZM24 69L26 70V72L24 71ZM38 69V70H37ZM40 69V70H39ZM42 69H44V70H42ZM45 69H46V72H45ZM61 69H63V70H65L64 71V73H61V71L63 72V70H61ZM85 69H87L86 67H85ZM234 69V70H233ZM232 69V72H235V73H238V75L239 74H241V76L242 75H244L246 72H248V71H246L244 68H242V69H240L239 70V68H233ZM115 70H116V72L118 71L117 70V66L115 65L114 66V68H113V71L115 72ZM237 72H236V71ZM14 71H16V74H15V72ZM27 71H29V72H27ZM38 71V72H37ZM40 71V72H39ZM48 71V72H47ZM244 71V72H243ZM13 72H14V74H13ZM115 72V73H116ZM118 72H120V71H118ZM241 72V73H240ZM243 72V73H242ZM23 74V76H25V74H26V76L24 77L25 79H23L22 81H24V82H22L21 81V77H22V75H20V74ZM39 73H40V75L43 77V78H40L41 76L39 75ZM49 73V75L51 74V76H49L48 75V77H47V75L46 74H48ZM61 73V74H60ZM10 75V76H8V75ZM13 74V75H12ZM56 74H57V76H56ZM118 74V75H117ZM117 74H115L114 75V78H115V81H116V83L118 84H116L117 85V92L120 94L121 92H122V82L121 81H119L120 80V76H119V74L120 73H117ZM15 75V76H14ZM17 75H18V77H17ZM63 75V76H62ZM69 75V78L71 79V81H67V80H70V79H67V78H64V76H68ZM74 75V76H73ZM117 75V76H116ZM13 77V80L15 79V77H17L16 79H20L19 80V82H18V80H15V82L12 80L10 83L11 84H13L14 83V85H11V84H9V85H7L5 82H7L6 81V79H8V77H10L11 79H12V77ZM31 76V80L33 79V81L31 82L30 81V79L28 80L27 79V77H30ZM70 76H72V77H70ZM119 76V77H118ZM241 76H238V77H240V78H238V79H236L235 80V82L237 81V83H235L234 81H224V82H228V83H224L223 81L222 82H219V81H217V82H219V83H217V82H214V81H211L212 82V84H214V83H217V85H220V89H221V91L224 89V87H228L229 86V84H230V86H232L233 85V83H234V85L231 87L234 91L236 90H240V93L242 92V95H239V96H242L243 97V92H244V97L243 98H245V97H247L246 96V94L248 95L249 94V91H248V86L249 85H251L252 84V82H254V80H250V79H248V80H244V79H246L247 78V76L246 75H244V77L242 76V78H241ZM1 77H2V79H1ZM6 77V79H4ZM49 77H51V79L49 78ZM75 77H76V80H75ZM84 77V78H85ZM23 78V77H22ZM52 78H54L55 80L53 81V79ZM83 78V79H84ZM119 78V79H118ZM10 79V80H11ZM27 79V81H28V84H27V81H26V83H25V80ZM46 79H50V81L48 80V81H43V80H46ZM9 80V79H8ZM35 80V81H34ZM51 80H52V82H51ZM60 80V81H59ZM238 80H241L240 82H238ZM244 80V81H243ZM5 81V82H4ZM57 82V83H55V85L54 86H52L51 85V87L53 88L54 87V89H56V91L55 90H53L52 91V88L50 87V86H48V85H50L49 84V82L51 83V84H54L53 82ZM9 82V81H8ZM7 82V83H8ZM48 82V84H46ZM61 82L64 84H61ZM67 84H66V83ZM211 82H209L208 83V85L207 86H210V84H211ZM243 82H245L244 84H243ZM247 82V83H246ZM249 82H250V84H249ZM19 83V84H18ZM21 83L23 84V85H21ZM25 83V84H24ZM31 83L33 84V83H35L33 86L31 85ZM39 83V84H38ZM70 83V84H69ZM76 83V82H75ZM77 83H79V82H77ZM225 85H224V84ZM6 85V86H3V85ZM16 84V85H15ZM31 86H30V85ZM58 84V85H59ZM207 84V83H206ZM211 84V85H212ZM243 84V85H242ZM247 84H248V86H247ZM17 85H19V86H17ZM39 85V86H38ZM115 85V86H116ZM120 85V86H119ZM215 86L214 87H217L216 86V84H214ZM224 85V86H223ZM236 85H238V86H236ZM241 85H242V87H241ZM9 86H10V88H9ZM11 86H13V88H11ZM17 88H16V87ZM221 86H223L222 88H221ZM230 86L228 87V90L225 88V91L226 92H231V89H229L230 88ZM244 86H247V87H245L244 88ZM49 87H50V89H49ZM213 87V86H212ZM211 87V88H212ZM237 87V88H236ZM15 88V89H14ZM21 88H19V89H21ZM219 88V87H218ZM58 89V90H57ZM241 89H243V90H241ZM248 92H246L245 90ZM34 90H35V88H34ZM55 91V92H54ZM108 91V92H107ZM112 91H114V90H112ZM111 91V89H110V91L109 90H106L105 91V94H106V96H105V98H106V100L104 99V101H100L101 103L100 104H102L103 102H104V107H103V109H104V112H106V113H108V114H106V118L107 119H105L108 123H106V121H104L103 120V122L101 123L103 126H104V124H109L110 126H107V127H102V125H100V127L102 128L101 130H99V132H97L96 134L94 133V135H93V133H90V131L88 132V131H86L84 128H82L81 126H80V121L82 120H80L79 118H75L74 120L72 119V121H69V122H65V123H61L60 121H59V119L58 120H56V119H53V122L52 123H48L49 124V132H54V133H51V135L49 134V132L47 133L46 132V134H45V131H48V130H45L46 128H44V130H43V126L45 127L46 125H48L47 123H44V122H42L41 120H44L45 122H47V118L49 117V114H51V113H53V112H55V110H53V109H48V108H46V107H44L43 105H38V108H35V110L34 111H32V110H28L27 109V112L23 109V107H21V108H19V107H17V108H15L14 106H12L11 104H10V106L11 107H13V108H15V109H9V108H11V107H9V106H7L6 105V102H3L4 101V98H2V97H0V106H1V108H0V123H1V125H3L2 126V128L3 129H1L0 131V145H1V143L3 144V145H1L0 147L1 148H3L4 147V143H8L9 141L11 142V140H12V142L13 141H15V140H13V139H15L16 137H14L13 135H15V133H18V131L16 132V130H17V128H18V130H21V126H22V124H25V126L23 125L22 126V130L21 131H19V133H23V134H25V135H28V133H30L31 134V131H32V134L34 133H36V131H34L33 132V130H36V127H38L39 125H40V127H41V124L43 125L41 128L40 127H38V128H40V130H39V132H42L43 131V134H39L38 135V132L36 133V136L38 137V136H40L41 135V138L39 137V139H37V140H35L37 137L34 135H30L29 134V136L32 138H35V139H33V141H35V142H33L32 141V144H31V152H39V151H45V152H39V154H41V153H43V156L41 157V162H40V158L37 160V159H32V161L31 160H29L30 162H28L24 157H22V155H20V157H18V156H16V155H12L11 156V154L9 155L8 153H6V151H3V150H6L5 148L4 149H1L4 153H2V151L0 150V154L2 155H4V156H6L7 157V159L8 160H6V159H2V157H4V156H1L0 155V158L2 159H0V164H1V161L3 162V164H1L0 165V179L2 178V179H4L3 180V182L1 181L0 182V202H1V204H0V222L1 223H3V224H1L0 223V229H2V227H4L12 218H16V216L17 217H19L20 216V213H21V215H23L24 214V212L26 211V215L24 216V218H26V217H29V218H35V219H37L38 221V223H41L42 224V226H43V228H45V229H47V230H45L44 229V235L43 236H41V238H39V237H28L29 238V240H31L30 242H29V240H28V242L29 243H31V245L32 246H30L29 245V243H28V245L26 246V244H27V242H25V241H27L26 239H19L15 244L17 245H15L14 244V246H13V248L12 247H10V248H8L7 250V252L5 253L4 252V254H2V256L0 255V264H4V263H9L10 261V263L11 264H25V263H23V262H28V264H31L32 262L34 263L37 259L36 258H38V257H36L37 255H34V254H31V251L33 252L34 251V253L36 252V254H37V252L39 253V255H42L43 256V254L44 255H54L53 253H56L57 255H59V253H60V255H62V257L64 258V259H70V258H72L75 254H76V256L78 255V253H80L79 251H78V249L79 250H81V248L82 247H84L83 245L85 244V246L86 247H88V249H90V251H91V254L93 255V256H98V255H101L102 253H101V251L102 252H104V250H105V248H106V250H108L109 252H110V256L111 257H115V258H119V259H121L124 255H127L126 257L124 256L123 258H132V256H133V251H132V249L131 250H127V248L129 249V244L130 245H133L134 246V244H132V243H134L135 242V244H137L138 242H140V240H148L147 238H151V239H153L155 242H156V244L158 245V247H157V249H158V252H160V254H162V251H164L163 252V254L162 255H164L163 256V260H159V259H161V257H162V255H159L158 256V258L159 259H156L155 257H152V259L150 260L149 259V262H148V264H153L152 262L153 261H155L154 262V264H216L217 262L216 261H213L214 259L216 260V258H214V255H216L215 254V252H212L213 250H214V248L216 249V246L217 245H221V243H219L218 241H216V240H218L217 238H215V234H214V232H213V229H214V226H215V228H217L216 226L218 225V229L219 230H225L226 229V233H225V240H227V242L226 243H228V245H227V247H228V249L230 250V249H232V250H230L229 252H230V254H231V257H233L234 256V254H235V257H233V258H231L230 257V260H231V263H230V260H229V263L230 264H247L248 262H249V264L251 263V264H254L255 262V264H264V260H263V258H264V239H261V238H264V160L263 161H261L260 163H257L255 166H254V169H252V170H250V171H247V172H240V173H236V174H234L233 176H228V175H226V173H221L220 171L221 170H219V168H217L218 166L217 165H215L214 166V164H213V162H216V161H219V160H216V161H213V162H210L211 163V167L213 168V166H214V168H217L218 169V171L216 170V169H212L211 167H210V163L208 164V167H210V168H206L203 172H202V176H208V175H210V176H208V177H210L211 179H212V185L214 186V185H216V183H217V186L219 185H221L220 187H221V193H220V196L217 198V199H215L214 201H212V203H209V204H201V203H198V202H195V203H193V205H192V207L190 206V205H187V204H185L183 201V198L184 197H182V196H185L186 194L188 195L189 193H188V190H187V192L186 191H182L183 193H181L182 195H179L180 197H179V199H182V200H177V196L175 195V199H173L172 198V195H167L166 196V198L164 199V200H166L167 199V201H169L170 203H169V205L170 206H162V204L160 203V202H158V204H152L151 203V201L149 200V199H147V198H149V195L150 194H152V190L151 189H149L148 188V186L145 184L146 183V180L143 178L142 179V177L140 176V174L138 173V172H136V171H133V169L132 168H135L136 167V165H137V162L139 163V164H141V162L143 161V160H141L140 161V158H137L136 157V159L138 160H136V165H134V162H132V161H130L131 159H133V160H135V158L134 157H132L131 159H127V158H125V157H122V146L124 147L125 145L127 146V147H124V149L126 150L127 148H129V147H131V146H133V145H135V144H137V143H140L142 140H144V141H146V139H147V137L148 138H150L151 140H152V137H153V139L156 141H158V140H162L161 138H163V137H161V136H165L164 137V139L165 140H170L171 138H169V136L171 135V137H172V139L171 140H175V137L176 138H181V137H186L187 135L188 136H191V135H195V134H197L200 130H201V128L199 129V127H203V124L204 123H202V121H200L201 122V124H200V122L198 121V120H196V119H194V120H192V122H191V120L189 121V123H186L185 124V122H184V124H180V125H174V126H171L170 125V127H169V125H165V126H163L162 128L159 126V130H158V128L154 131V130H152L153 128H155V127H153V128H150V127H143V128H141L140 126V128L141 129H144V132L146 131H148L147 133H144V132H142V134L144 133V135H142L141 134V131H143V130H138V131H136L135 130V127H136V123H138L137 121H135L136 120V118L137 117H139L138 116V114H131L130 112H136L135 110H133V109H129L130 108V106H129V108H127L128 106L126 105L127 103L125 102V99L123 98V96H122V93L120 94V101H118V100H116L117 98H115L114 96H116L115 95V93L114 92H112ZM120 91V92H119ZM224 90H223V92H225ZM232 92V93H235V92ZM51 92H53V93H51ZM116 92V91H115ZM190 92H192V91H189V93H187V96H189V97H191V93ZM229 92V93H230ZM246 92V93H245ZM254 91H252L250 94H253V95H251V96H249L250 97V101H248L249 99H242V100H245L244 102H251L250 103V107L251 106H253V109L252 108H250L249 106H247V104L248 103H246V105H245V103H244V105L245 106H247L246 108L248 109V107L250 108L249 110H251V112L248 110V114H249V116H250V118H252L251 119V121H253L252 122V125L254 126L253 128H250V127H252V125H251V121L249 122V116L248 115H246V118L243 116V117H241V119L242 118H244V120L246 119V122H248L249 123V125H250V127H249V125L248 124H246V125H248V126H246L245 124H244V122H243V124H244V127L246 126V127H249V128H246V129H249V131L248 130H246V134H247V136H246V134H243L244 135V137H242V139L241 140H239L240 138H238V139H236L237 141H238V143H237V141L236 140H234L233 142H235L233 145L232 144H230L229 142H230V140H229V138H227L226 137V135H225V133H223L225 136H224V138L225 139H223V137L220 139L221 140V142L223 141V143L221 144V142H219L221 145L219 146L218 145V149H220V150H224L226 147H227V145L229 146V148H227V150L228 149H230L229 151H230V153L231 154H235V153H238V152H241L240 150V148H239V146L243 149V148H245L246 147V140L250 137V136H253V135H250V134H253L252 132H254V131H252V130H255V129H257V127H259V126H263L264 125V99H260V96L259 97H257L256 95V92H254ZM5 93V94H4ZM41 93V94H40ZM57 93V94H56ZM109 93V94H108ZM111 93H113L114 94V96H113V94H111ZM193 93H195V94H193L192 96H197L198 97V92H197V94H196V92L195 91H193ZM228 93V95H231V93L229 94ZM238 94H240L239 93V91L237 92ZM9 94V95H8ZM42 94H43V96H42ZM51 94H52V96H51ZM55 94V95H54ZM112 96H111V95ZM225 94H227V93H225ZM236 94V93H235ZM249 94V95H250ZM256 94V95H255ZM37 95V96H36ZM43 97V99L42 98H40L41 96ZM57 95H59V97L57 96ZM40 96V97H39ZM50 96V97H49ZM57 96V97H56ZM110 96V97H109ZM44 97H46V98H44ZM117 97V96H116ZM251 97H252V99H251ZM1 98H2V101H1ZM37 98H38V100H37ZM232 98V97H231ZM231 98H230V100H231ZM8 99V98H7ZM6 99V100H7ZM10 99V98H9ZM54 99H52V98H50L49 100H52V102H54ZM59 99H61V100H59ZM65 99H66V101H65ZM122 99H124V100H122ZM239 99V98H238ZM98 100V99H97ZM224 100H226V102L224 103L223 101ZM224 100H222L220 103H223V105H225L227 108H229V107H232V104H234L235 102L234 101H236V99L234 98V101H233V99L231 100V101H233L234 103H232L229 99V101L227 100V99H224ZM247 100V101H246ZM46 100H44V102H45ZM43 102V103H44ZM123 102H125V103H123ZM3 103H5V104H3ZM59 102H58V104H60ZM115 103L117 104L116 106H115ZM123 103V105H126V106H124V108L122 107L123 105H121V104ZM230 103V104H229ZM253 103V104H252ZM252 104V105H251ZM6 107H5V106ZM229 105V106H228ZM231 105V106H230ZM243 105V107L242 108H244L245 106ZM249 105V104H248ZM40 106V107H39ZM118 106H120V107H118ZM242 106V105H241ZM8 107V108H7ZM42 107H44V108H46V109H44V108H42ZM118 107V108H117ZM129 110V112H128V110H126V108ZM226 107H224L225 109H226ZM8 110H7V109ZM40 108H42V111H41V109ZM114 108H115V110H114ZM222 108V107H221ZM241 108V109H242ZM20 109L23 111L22 113H20L21 114V116H20V120H18L19 119V117L16 115V112L14 111V110H18V112H21L20 111ZM40 109V110H39ZM125 109V110H124ZM223 109V108H222ZM247 109H244V110H246L247 111ZM5 110H7V112H5ZM10 110H12V111H10ZM37 110H39L38 111V113L40 112V114H42V112H43V114H42V117H41V115L39 116V115H37V113H36V111ZM45 110H47V112H44ZM50 110V111H49ZM53 110V111H52ZM111 110H113V111H111ZM124 110V111H123ZM229 110H230V108H229ZM253 110H254V112H253ZM11 113H10V112ZM49 111V112H48ZM9 112V113H8ZM12 112H13V114L15 115V116H13V114H12ZM24 112H26V114L24 113ZM36 113V114H34V116L36 115L37 117L35 118L34 116H33V114H31L30 115V113ZM104 112H103V114H104ZM29 113V115H27ZM45 113V114H44ZM47 113H49V114H47ZM114 113V114H113ZM120 113V115H119V117H121V118H118V114ZM128 113V114H127ZM130 113V114H129ZM136 113H138V111L136 112ZM6 114V115H5ZM7 114H9V115H7ZM10 114H12V116L10 115ZM25 114V115H24ZM109 114H113V115H115V114H117V119H116V117L115 116H113L112 115V117H111V115L109 116ZM141 113H139V115H140ZM252 114H253V116H252ZM23 115V116H22ZM48 115V116H47ZM109 117H108V116ZM126 115V116H125ZM132 115H134V116H132ZM18 117L17 119L15 118V117ZM26 116H27V120H28V118L30 119L31 117V119L30 120H26ZM29 116H31V117H29ZM128 116V117H127ZM137 116V117H136ZM142 116V115H141ZM13 117L16 119H14L15 120V122H14V120L12 121V119H13ZM24 117H25V119H24ZM39 117H41L42 119L40 120L39 119ZM46 117V118H45ZM88 117H90L89 119L90 120H92V117L93 118H95V119H97V115H96V117H95V114L94 115H88ZM143 117V116H142ZM140 118L141 119V121H142V119L143 118ZM247 117L249 118V119H247ZM36 120H35V119ZM85 118V117H84ZM115 118V119H114ZM129 118V119H128ZM23 119V120H22ZM45 119H47V120H45ZM93 120L92 122H96L97 120ZM109 119V120H108ZM110 119L112 120V121H110ZM121 121H120V120ZM128 121H127V120ZM140 119H138V121L140 120ZM240 119V120H241ZM6 120H8V121H6ZM18 120V121H17ZM27 121L26 123H25V121ZM58 121L57 123H55L56 121ZM117 120V121H116ZM197 122H196V121ZM242 120H241V122H242ZM248 120V121H247ZM11 121V122H10ZM18 123H17V122ZM20 121V122H19ZM5 122H6V124H5ZM8 122V123H7ZM12 122H14L16 125H17V127L15 126V124L14 123H12ZM23 122V123H22ZM31 122H33V123H31ZM37 122V123H36ZM41 122V123H40ZM76 122V123H75ZM116 122H120L119 124H117ZM127 122V123H126ZM132 122V123H131ZM133 122H136V123H133ZM192 124H191V123ZM9 123H11V125L12 126H14V127H12L11 125H9ZM34 123H35V128H33L32 130H29L30 128H32L31 126H33L34 127ZM116 123V124H115ZM183 123V122H182ZM29 124V125H28ZM53 125V127L51 126V125ZM55 124H57L56 126H58V127H55L54 125ZM123 124V125H122ZM197 124V125H196ZM8 125L10 126V127H8ZM70 125V126H69ZM119 125V126H118ZM126 125V126H125ZM129 125H130V127H129ZM134 125V126H133ZM182 125V126H181ZM183 125H184V127H183ZM190 125V126H189ZM193 125H195V127L193 126ZM27 126V127H26ZM68 126V127H67ZM77 126V128H74V127H76ZM106 126V125H105ZM167 126V127H166ZM176 126V127H175ZM181 126V127H180ZM191 126H192V128H191ZM198 127V129H197V127ZM50 127H51V129H50ZM67 127V128H66ZM113 127V128H112ZM139 127L137 126V129H139ZM171 127H172V129H171ZM256 127V128H255ZM13 128V129H12ZM38 128H37V131H38ZM55 128H56V130H55ZM66 128V129H65ZM73 128H74V130H73ZM79 128V129H78ZM116 130H115V129ZM118 128H120V129H118ZM160 128H161V130H160ZM168 128H170V129H168ZM175 128V129H174ZM182 128H183V130H182ZM188 128V129H187ZM255 128V129H254ZM15 129V130H14ZM25 129H26V131H28V132H26L25 131ZM58 129V130H57ZM78 129V130H77ZM113 129V130H112ZM146 129V130H145ZM165 129H167V130H169V131H167V130H165ZM175 131H174V130ZM195 129V130H194ZM252 129V130H251ZM13 130V131H12ZM42 130V131H41ZM55 130V131H54ZM60 130V131H59ZM68 132H66V131ZM72 130V131H71ZM77 130V131H76ZM110 130V131H109ZM131 130V131H130ZM180 130H182V131H180ZM187 130V131H186ZM194 132H193V131ZM198 132H197V131ZM4 131V134L2 133ZM15 132L14 134L12 133H10V132ZM22 131H24V132H26V133H24V132H22ZM62 131H63V133H62ZM73 131H74V133H73ZM110 133H108V132ZM122 131V132H121ZM128 131H130L129 132V134H132V135H129L128 134ZM134 131V132H133ZM136 131V132H135ZM173 131H174V133H173ZM248 131V132H247ZM251 131V132H250ZM60 132V133H59ZM154 132V133H153ZM159 132V133H158ZM184 132V135H182V133ZM2 133V134H1ZM8 133V134H7ZM56 133V134H55ZM67 133V135H65ZM123 133V134H122ZM163 133V134H162ZM180 133V134H179ZM188 133V134H187ZM193 133V134H192ZM250 133V134H249ZM262 133H264V131L262 132ZM45 134V135H44ZM48 134V135H47ZM73 135V134H75V135H73L72 137H70V135ZM79 134V135H78ZM89 134V135H88ZM91 134V135H90ZM116 134V135H115ZM125 134V135H124ZM135 134V135H134ZM137 134H138V136L139 135H141L140 137H138L137 136ZM149 136H148V135ZM174 134V135H173ZM176 134H178V135H176ZM47 135V136H46ZM50 135V136H49ZM59 136V137H55L54 139H59V138H61L62 140H63V138L61 137V136H66V138H67V140H66V138L63 140L64 142L63 143H65V142H67V141H69V143L67 142V143H65V144H67L66 146H65V144H61V141H60V139L59 140H57L58 141V143L59 144H61V145H59L60 147L57 149V148H54L55 146H57L58 147V143L57 144H54V142H53V138H51V136ZM77 135V136H76ZM147 135V136H146ZM248 135H250V136H248ZM262 135V136H261ZM12 136V138H11V140H10V137ZM43 136H44V138H43ZM76 137V139H75V137ZM82 137L81 139H83L84 141H82L81 139H80V137ZM127 136V137H126ZM131 136V137H130ZM138 138H137V137ZM158 136H159V138H158ZM178 136H180V137H178ZM227 136H229L228 134H227ZM3 137V138H2ZM9 137V138H8ZM89 137H91V138H89ZM95 139H94V138ZM105 137H106V139H105ZM107 137H109V138H107ZM134 137V138H133ZM146 139H145V138ZM174 137V138H173ZM246 137H248L247 139H246ZM259 139H256L257 140V142L255 141V144H254V147L256 146V147H260L261 145H263L262 143H264V136H263V134H260L259 136ZM5 138V139H4ZM43 138V139H42ZM48 138V139H47ZM85 138V139H84ZM97 138V139H96ZM111 138V139H110ZM138 140H137V139ZM229 140V142H227V139ZM3 139V140H2ZM9 139V141H7ZM41 139V142H38L39 144L41 143H43L42 144V148H41V150H36V149H38V147H37V145H38V143L36 142V141H38V140H40ZM71 139L73 140V141H71ZM98 139H100V140H98ZM104 139V140H103ZM122 139V140H121ZM131 139V140H130ZM163 139V140H164ZM223 139V140H222ZM244 139H246V140H244ZM44 140V142H42ZM46 140V141H45ZM52 140V141H51ZM78 140H79V142H78ZM92 140V141H91ZM163 140H162V142H163ZM164 140V141H165ZM226 140V141H225ZM244 140V141H243ZM261 140H263V141H261ZM50 141V142H49ZM56 141V142H57ZM60 141V142H59ZM76 141V142H75ZM88 142V144L86 143V142ZM94 141V142H93ZM103 141V142H102ZM132 141H135V143L133 142V144H130V143H132ZM143 141V142H144ZM148 141H150L149 139H148ZM154 141V142H155ZM156 141V142H157ZM4 142V143H3ZM48 142H49V144H48ZM55 142V143H56ZM83 142H85V143H83ZM159 142V141H158ZM244 142H245V144H244ZM46 143H47V145H46ZM90 143V144H89ZM121 143V144H120ZM142 143V142H141ZM218 143V144H219ZM224 143H225V145H224ZM227 143H229V144H227ZM35 144H37L35 147H37L36 149H35V147L34 148H32ZM51 144V145H50ZM53 144V145H52ZM96 144H98V145H96ZM99 144H100V146H99ZM130 144V145H129ZM46 145V146H45ZM81 145V146H80ZM84 145V146H83ZM243 145H245V146H243ZM3 146V147H2ZM44 146H45V150H44ZM83 146V147H82ZM86 146V147H85ZM91 146H93V147H91ZM98 146V147H97ZM235 146V147H234ZM243 146V147H242ZM46 147L47 148H49V149H46ZM62 147V148H61ZM66 147V148H65ZM79 147V148H78ZM90 147H91V149H90ZM223 147V148H222ZM225 147V148H224ZM231 147H232V149H231ZM238 149H237V148ZM61 148V149H60ZM64 148V149H63ZM85 148H87V149H85ZM96 148V149H95ZM101 150H100V149ZM82 149H83V151H82ZM94 149V151H92ZM235 149V150H234ZM66 150V151H65ZM70 150V151H69ZM79 150V151H78ZM89 150V151H88ZM239 150V151H238ZM47 151H49L48 152V155H47ZM98 151V152H97ZM235 151V152H234ZM37 152V153H38ZM76 152V153H75ZM91 152V153H90ZM93 152V153H92ZM116 152V153H115ZM90 153V154H89ZM108 153V154H107ZM76 154H79V155H77L76 156ZM84 154H85V157H84ZM247 154V156H244V159H246L247 157H249V153H246ZM44 155H45V157H44ZM47 155V156H46ZM72 155H73V157H72ZM75 155V156H74ZM89 155H90V158H89ZM101 155V156H100ZM102 155H104L103 157H102ZM115 155V156H114ZM15 156L17 157V159H18V162H17V159H15ZM79 156V157H78ZM114 158H112V157ZM5 157V158H6ZM105 157V158H104ZM109 157V158H108ZM12 158H14L13 159V161H12ZM85 158V159H84ZM111 158V159H110ZM42 159H43V163H42ZM70 159V160H69ZM73 159L76 161H73ZM81 159V160H80ZM84 159V160H83ZM90 159H92V161L90 160ZM120 160V162L119 161H116V160ZM10 160V161H9ZM16 160V161H15ZM20 160H21V163H20ZM37 162H36V161ZM86 160H88V161H86ZM90 160V161H89ZM80 161V162H79ZM81 161H83V162H81ZM96 161H97V163H98V165H99V167H102V168H104L105 166V168H106V171H104L103 173H101L102 175H100L99 173V175L97 174V177L96 178H101V176H102V179H99L98 178V180H100V181H98L97 183H96V185L97 186H99V187H97L96 185H94L95 184V182L96 181H92L91 183L89 182L88 184H86V186L87 185H89V186H87V188H86V186H85V188L83 189H80V187H78L77 188V186L75 185V181L74 180H72V178L74 179V177L73 176H75L77 173H76V170L78 169V170H82V171H84L87 167H89V166H91L92 165V163L93 164H97L96 163ZM108 161H109V163H110V168H109V165H107V164H109L108 163ZM8 162V163H7ZM13 162V163H12ZM17 162V163H16ZM85 162V163H84ZM119 162V163H118ZM130 162V163H129ZM6 163V164H5ZM33 163V164H32ZM46 163V164H45ZM84 163V165H82ZM91 163V164H90ZM10 164L12 165V164H15L14 165V167L15 166H17V167H19V166H21L20 167V171L17 169V167H15L16 169H14V167L13 166H11L12 168L10 169ZM17 164V165H16ZM19 164H21V165H19ZM38 164V165H37ZM41 164H43V165H41ZM77 164V165H76ZM80 164L82 165V166H80ZM85 164H87V165H89V166H87V165H85ZM142 164H143V162H142ZM8 165H9V167H8ZM29 165V166H28ZM32 165V166H31ZM76 165V166H75ZM79 165V166H78ZM95 165L92 167V168H94L95 167ZM97 165V166H98ZM67 166V167H66ZM85 166H87V167H85ZM97 166L95 167V168H97ZM112 166V167H111ZM119 166V167H118ZM217 166V167H216ZM9 169H8V168ZM34 167V168H33ZM77 167V168H76ZM81 167V168H80ZM98 167V168H99ZM36 168V170H31V169H35ZM37 168H38V170H37ZM85 168V169H84ZM91 167H90V169H92ZM136 168H138V165H137V167ZM136 168H135V170H136ZM13 169V170H12ZM62 169V170H61ZM64 169V170H63ZM71 169V170H70ZM108 169H110V170H108ZM3 170H5V171H3ZM7 170V171H6ZM17 172H19V173H17V174H19L18 176H17V174H15V176L13 175L14 174V172L16 173V171ZM71 172H70V171ZM72 170H74V171H72ZM77 170V172H79ZM87 170V169H86ZM14 171V172H13ZM32 171V172H31ZM111 171V172H110ZM212 171V172H211ZM11 172L13 173V174H11ZM22 174H21V173ZM34 172V173H33ZM50 172V173H49ZM135 172V173H134ZM216 172V173H215ZM69 173V174H68ZM76 173V174H75ZM132 173V174H131ZM68 174V175H67ZM73 174H75V175H73ZM110 174V175H109ZM114 174H116V175H120V174H126L128 177H129V185H127L126 187H124L123 189L124 190H119V191H116V190H111L110 189V192L109 191H107V192H109V193H106L105 191V193L104 192H102L103 190L102 189H104V188H101V190H99L100 189V187H104L103 185H101V182L102 181H108V183H111V182H113L115 179H116V176H114ZM11 175H12V177H11ZM10 176V177H9ZM20 176H22V177H20ZM24 176V177H23ZM20 177V178H19ZM51 177H53V178H51ZM140 178V179H139ZM137 179V180H136ZM6 180V181H5ZM27 180V181H26ZM35 180V181H34ZM102 180V181H101ZM135 180V181H134ZM145 182H143V181ZM215 180H216V182H215ZM31 181V182H30ZM71 181H73V182H71ZM135 183H134V182ZM223 181V182H222ZM48 182V183H47ZM94 182V183H93ZM131 182H132V184H131ZM223 183V185H222V183ZM4 185L3 187H2V184ZM69 183L70 184H72V185H70L69 186ZM93 183V184H92ZM220 183V184H219ZM50 184V185H49ZM141 185V186H140ZM28 186V187H27ZM48 186H51V187H48ZM61 186V187H60ZM74 186V187H73ZM138 186H140V187H138ZM147 186V187H146ZM25 187V188H24ZM43 187V188H42ZM49 189H48V188ZM76 187V188H75ZM84 187V186H83ZM214 187H216V186H214ZM213 187V188H214ZM228 187V188H227ZM27 188H28V190H27ZM37 188V190H35ZM44 188H46L45 190H46V192H45V190H44ZM75 188V189H74ZM190 188V187H189ZM43 189V190H42ZM55 189H56V191H55ZM61 189V190H60ZM63 189V190H62ZM68 191H67V190ZM77 189V190H76ZM71 190V191H70ZM75 191V192H73V191ZM79 190V191H78ZM145 192H143V191ZM5 191V192H4ZM67 191V192H66ZM78 191V192H77ZM149 191V192H148ZM23 194H22V193ZM34 192V193H33ZM49 192V193H48ZM54 193L55 195H53V194H51V193ZM57 192V193H56ZM60 192V193H59ZM71 192V193H70ZM123 192V193H122ZM141 192H142V194H141ZM146 192H148V193H146ZM69 193V194H68ZM118 193V194H117ZM186 193V194H185ZM20 194V195H19ZM18 195V196H17ZM143 196V198H145V200L142 198V196ZM21 196V197H20ZM36 196V197H35ZM49 196V197H48ZM66 196V197H65ZM171 196V197H170ZM15 197L18 199V197H19V200H17V199H15ZM32 197V198H31ZM35 197V198H34ZM43 197H44V199H43ZM48 197V198H47ZM11 198V199H10ZM31 198V199H30ZM53 198V199H52ZM62 198V199H61ZM30 199V200H29ZM47 199V200H46ZM66 199V200H65ZM44 200V201H43ZM70 200V203L68 202ZM3 201V202H2ZM11 201V202H10ZM31 203H30V202ZM35 201V202H34ZM49 201V202H48ZM72 201L74 202V201H76V204L78 205V206H80L81 205V207H76L77 205H75V204H73L72 203ZM180 201V202H179ZM182 201V202H181ZM15 202V203H14ZM28 202V203H27ZM10 203V204H9ZM66 203V204H65ZM71 203H72V205L74 206L75 205V209L72 211V212H69V211H71V208L73 207L72 205H71ZM75 203V202H74ZM160 203V204H159ZM17 204H18V206H17ZM48 204V205H47ZM198 204V205H197ZM13 205V206H12ZM20 205V206H19ZM36 205V206H35ZM69 205H71L70 206V209H68L67 210V208H69L68 206ZM164 205V204H163ZM6 206V207H5ZM5 207V208H4ZM24 207V208H23ZM36 207V208H35ZM62 207V208H61ZM200 207H201V209H200ZM19 208H21V209H23V210H21V209H19ZM122 209V210H124L125 209V214L126 215H124L122 218H124V219H118V211H119V209ZM131 208V209H130ZM147 208V209H146ZM168 208V210H171L170 212H173L174 214H175V212H176V214H178V215H176L177 217H176V219H177V222L179 223H177V230H175L174 232H173V235H172V233H170V235H167V233H163L164 231H162L161 230V227H159L162 223L159 221V219H161L160 217H162V214H164L165 212L167 213V212H169L168 210H166ZM195 208V209H194ZM3 209V210H2ZM40 209H41V211H42V213H40L41 211H40ZM120 209V210H121ZM149 209V210H148ZM197 209V210H196ZM2 210V211H1ZM117 210V211H116ZM153 210V211H152ZM155 210V211H154ZM178 210V211H177ZM9 211H10V213H9ZM20 211H22L23 212V214H22V212H20ZM29 211V212H28ZM62 211V212H61ZM67 211H68V213H70V214H68L67 213ZM116 211V212H115ZM151 211V212H150ZM180 211V212H179ZM187 211H191V212H187ZM194 213H193V212ZM206 211L207 212H216L217 211V215L219 214L220 215V212L222 213V215H220V216H215V214L214 215H211V217H208L207 215L208 214H211V213H207L206 214ZM218 211H220L219 213H218ZM248 213H247V212ZM46 212V213H45ZM47 212H48V214H47ZM53 212H55V213H53ZM152 212L154 213V214H152ZM200 214H199V213ZM204 212V213H203ZM240 212V213H239ZM7 213V214H6ZM16 213V214H15ZM27 213H28V216H27ZM58 213H59V215H58ZM115 213H117V214H115ZM157 213V215L159 214V215H161V216H159L158 215V217H159V219L157 218V215H155ZM180 213V214H179ZM182 213H183V215H182ZM228 215H227V214ZM3 214V215H2ZM11 214V215H10ZM52 214H54L55 216L52 218ZM58 216H57V215ZM61 214V215H60ZM154 215V217L156 216V218L154 219V218H152V216H149L148 217V215ZM204 214V215H203ZM226 214V215H225ZM6 215V216H5ZM11 216V218H10V216ZM43 215V216H42ZM180 215V216H179ZM202 215V216H201ZM2 216V217H1ZM61 216H63V217H61ZM23 217V216H22ZM61 218V219H58V218ZM183 217V218H182ZM10 218V219H9ZM23 218V219H24ZM51 218V219H50ZM115 218H117V219H115ZM148 218H152V219H154V221H153V223H152V220L151 219H148ZM182 218V219H181ZM203 218V219H202ZM221 218V219H220ZM247 218H248V220L249 219H251V220H247ZM254 218V219H253ZM260 218V219H259ZM4 219V220H3ZM8 219H9V221H8ZM54 221H53V220ZM57 219V220H56ZM87 219V220H86ZM243 219V220H242ZM3 220V221H2ZM115 220L117 221V222H115ZM149 222V224L147 223V221ZM179 220V221H178ZM211 220V221H210ZM224 220V221H223ZM239 220V221H238ZM262 220V221H261ZM61 221V222H60ZM120 221V222H119ZM130 221V222H129ZM155 221H158V223L159 224H157V222H155ZM213 221V222H212ZM216 221V222H215ZM218 221V222H217ZM221 221V222H220ZM227 221V222H226ZM244 221V222H243ZM246 221H248L249 223H247ZM253 221V222H252ZM7 222V223H6ZM47 223V224H45V223ZM121 223V225L119 224V223ZM220 222V223H219ZM239 222V223H238ZM258 222V223H257ZM260 222V223H259ZM125 223H127V224H125ZM131 224V225H129V224ZM153 225H152V224ZM222 223V224H221ZM225 223H226V225H225ZM248 225H247V224ZM257 225H256V224ZM54 224V225H53ZM157 224V225H156ZM182 224V225H181ZM211 224H212V227H211ZM220 224V225H219ZM252 224V226L250 227V225ZM3 225V226H2ZM45 225V226H44ZM50 225L52 226V227H50ZM124 225H125V227H124ZM126 225H127V228L128 227H130V229H131V232L132 233H135V235H137V238H135V239H130V238H126L127 240H124V239H122V238H119V239H117L118 237H119V234H117V233H120V231L122 230V229H120V227L119 226H121V228H126ZM143 225V226H142ZM148 225V226H147ZM155 225V226H154ZM159 225V226H158ZM229 225V226H228ZM236 225V226H235ZM245 225V226H244ZM255 225H256V227H255ZM259 225H261V227L259 226ZM47 226V227H46ZM55 226V227H54ZM132 226H133V228H132ZM179 226H181V228H182V230L180 229V227ZM183 226V227H182ZM238 226V227H237ZM246 226H249L250 228H248V227H246ZM258 226H259V228H258ZM263 226V227H262ZM50 227V228H49ZM149 227V228H148ZM160 229H158V228ZM219 227H221V228H219ZM227 227V228H226ZM152 228V229H151ZM179 228V229H178ZM212 228V229H211ZM231 228V229H230ZM239 228V229H238ZM255 228V229H254ZM51 229V230H50ZM53 229V230H52ZM137 229H140V230H138V231H140V232H138L137 233ZM185 229V230H184ZM236 231H235V230ZM238 229V230H237ZM241 229V230H240ZM120 230V231H119ZM179 230V231H178ZM233 231V233H232V231ZM257 230V231H256ZM258 230H259V234L258 233H256V232H258ZM53 231V232H52ZM136 231V232H135ZM162 231V232H161ZM229 231V232H228ZM263 231V232H262ZM150 232V233H149ZM236 232V233H235ZM239 232V233H238ZM245 232V233H244ZM261 232V233H260ZM0 233H2L1 231H0ZM137 233V234H136ZM139 233H141V234H139ZM146 233H149V235H150V237H148L147 235L148 234H146ZM175 233H176V235H175ZM183 233V235H181ZM212 233V234H211ZM235 233V234H234ZM169 234V233H168ZM179 234V236H177ZM230 234V235H229ZM237 237H235L234 235ZM6 234H4L3 235V237L5 236ZM213 235H214V238H212L213 237ZM235 237H233V236ZM240 235V236H239ZM244 236V238H243V236ZM246 235V236H245ZM47 238H46V237ZM167 236V237H166ZM182 236V237H181ZM256 236V237H255ZM0 237H2L1 235H0ZM8 237V236H7ZM6 237V238H7ZM42 237H43V240H41L42 239ZM89 237V238H88ZM141 237H143V238H141ZM217 237V236H216ZM228 237V238H227ZM240 237V238H239ZM260 237V238H259ZM36 239V240H33V239ZM86 238V239H85ZM167 238V239H166ZM172 238H173V240H175V241H173L172 240ZM197 238V239H196ZM233 238V239H232ZM256 238V239H255ZM84 239V240H83ZM90 239V240H89ZM193 239H196V240H193ZM233 241H232V240ZM244 239V240H243ZM254 239V240H253ZM122 240V241H121ZM124 240V241H123ZM129 240H131V241H129ZM132 240L134 241V242H132ZM150 240V239H149ZM241 240H242V242H241ZM33 241H34V244H33ZM43 241V242H42ZM87 241H89V244L87 243ZM90 241H91V243H96L97 245H98V247H97V245H95V247H97V248H95V247H93V245L91 244V248L89 247V245H90ZM129 243L128 245H127V242ZM158 241V242H157ZM166 241H167V243H166ZM171 241V242H170ZM215 241V242H214ZM256 242V243H254V242ZM24 242V243H23ZM41 242V243H40ZM84 242V243H83ZM123 242H125V244L123 243ZM130 242H132V243H130ZM199 242V243H198ZM220 242H222V241H220ZM231 242V243H230ZM234 242V243H233ZM237 242V245H234L235 243ZM241 244H240V243ZM26 243V244H25ZM45 243H46V245H45ZM80 243V244H79ZM88 244V246H87V244ZM121 243H122V245H121ZM171 245H170V244ZM215 245H214V244ZM217 243V244H216ZM246 243V244H245ZM39 244H40V247H39ZM191 244H194V245H191ZM223 244V243H222ZM238 244H240V249H239V245ZM244 244V245H243ZM25 245V246H24ZM35 245H36V247H35ZM38 245V246H37ZM42 245V246H41ZM44 245V246H43ZM71 245V246H70ZM80 245V246H79ZM236 247H234V246ZM245 245H246V249H245ZM21 246V247H20ZM24 246V247H23ZM28 246H30L29 248H31L30 250V254L31 255H33L32 257H33V259H34V257H35V259H34V261H32L31 259H30V257L28 258L27 257V259H21L22 258V255H21V253H18V252H21V250L20 249H18V248H23V250H27V253L29 252V250H28ZM48 246V247H47ZM53 246H54V248H53ZM76 246H77V248H76ZM100 246V247H99ZM121 246H125L124 248H126V249H124L123 247H121ZM132 246V247H133ZM168 246L169 247H171V249H169L168 250ZM242 246V247H241ZM255 246V247H254ZM36 249H35V248ZM42 247H44L43 249H42ZM45 247H46V249H45ZM68 247H70V248H68ZM93 247V248H92ZM103 247V248H102ZM214 247V248H213ZM257 247H258V249H257ZM37 248H41L40 250L42 251V254H41V251L38 249L37 250ZM47 248H49V249H47ZM53 248V249H52ZM102 248V249H101ZM108 248V249H107ZM254 248H255V252H254ZM260 248V249H259ZM34 249V250H33ZM45 249V250H44ZM55 249V250H54ZM67 249V250H66ZM74 249H76V250H74ZM98 249V250H97ZM113 249H114V251H113ZM212 249V250H211ZM235 249V250H234ZM243 249V250H242ZM245 249V250H244ZM263 251H262V250ZM14 250L15 251H17V253L18 254H20L21 256V258L19 257V255L16 253H14ZM19 250V251H18ZM22 250V251H23ZM53 251V253H50V254H48L49 252H51V251ZM62 250V251H61ZM64 250V251H63ZM101 250V251H100ZM134 250V249H133ZM168 250V251H167ZM236 250H238V251H236ZM240 250H242V251H240ZM45 253H44V252ZM47 251V252H46ZM58 253H57V252ZM215 251V250H214ZM262 251V252H261ZM62 252V253H61ZM77 252V253H76ZM114 252V253H113ZM125 252V253H124ZM126 252H128V253H126ZM132 252V253H131ZM236 252H240L241 253V255H239L238 253H236ZM246 253V254H244L243 255V253ZM254 252V253H253ZM257 252H258V254L260 255L261 253V257L257 254ZM261 252V253H260ZM26 253V252H25ZM26 253V254H27ZM115 253H116V255H115ZM131 253V254H130ZM166 253V254H165ZM234 253V254H233ZM26 254H23L24 255V257H26V256H30V254L29 255H26ZM55 254V255H56ZM71 254V255H70ZM117 254H118V256H117ZM121 254H122V257H119V256H121ZM258 255V257H257V255ZM26 255V256H25ZM38 255V256H39ZM236 255H238V257H239V259H238V257L236 256ZM252 255H253V257L256 255V257H254L255 259L253 260V257H252ZM69 256V257H68ZM75 256V257H76ZM138 256H140L139 254H138ZM18 257V258H17ZM31 257V258H32ZM165 257V258H164ZM244 257H246V258H244ZM74 258V257H73ZM133 258L134 259H136L137 258V255L135 254L134 256H133ZM213 258V259H212ZM262 258V259H261ZM154 259V260H153ZM235 259H236V261H235ZM244 259V260H243ZM247 259V260H246ZM257 259V260H256ZM7 260H9V261H7ZM25 260V261H24ZM31 260V261H30ZM153 260V261H152ZM159 260V261H158ZM234 260V262H232ZM241 260V261H240ZM249 260V261H248ZM256 260V261H255ZM150 261H152V262H150ZM238 261V263H236ZM246 261H248V262H246ZM252 261V262H251ZM259 261H260V263H259ZM216 262V263H215ZM258 262V263H257ZM35 264V263H34Z\"/></svg>",
    "mask_w": 264,
    "mask_h": 264
}]
</instances>
